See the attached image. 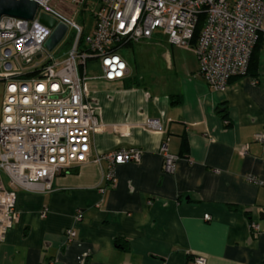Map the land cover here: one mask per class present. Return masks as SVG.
<instances>
[{"label":"crops","instance_id":"obj_1","mask_svg":"<svg viewBox=\"0 0 264 264\" xmlns=\"http://www.w3.org/2000/svg\"><path fill=\"white\" fill-rule=\"evenodd\" d=\"M162 37L165 67L149 86L124 57L125 80L86 82L102 124L88 161L57 175L51 192L17 191L19 220L0 243V264H195L197 256L207 264L264 262V143L255 139L264 134V44L256 73L232 79L221 93L199 75L193 51L163 34L150 41ZM4 95L0 83V124ZM149 119L167 133L145 128ZM166 139L180 157L174 173L164 171L159 153ZM132 147L142 151L140 162L117 166L109 186L108 162L94 159Z\"/></svg>","mask_w":264,"mask_h":264},{"label":"built area","instance_id":"obj_2","mask_svg":"<svg viewBox=\"0 0 264 264\" xmlns=\"http://www.w3.org/2000/svg\"><path fill=\"white\" fill-rule=\"evenodd\" d=\"M36 1L39 10L33 20L4 17L0 21V83L5 86L0 124V243L19 220L18 190L51 192L57 175L88 161L92 136L102 124L86 82L125 80L130 69L123 49L163 34L171 45L193 51L199 75L212 90L224 93L232 79L246 76L264 22V0ZM80 8V13L92 17L91 27L76 21ZM41 14L68 28L52 52L45 45L54 29L40 22ZM61 46L67 51L55 57ZM89 63L98 64L101 74H89ZM144 127L167 133L157 119L147 120ZM255 139L264 143V134ZM167 140L159 153L164 171L174 173L180 157L169 152ZM141 156L142 151L132 147L98 155L94 162H108L106 180L114 186L115 168L138 163ZM41 216L46 217V210ZM76 218L81 221L82 212ZM251 229L259 232L260 226L252 222ZM75 237L74 230L66 231L67 242ZM195 264H207V260L197 256Z\"/></svg>","mask_w":264,"mask_h":264},{"label":"rangeland","instance_id":"obj_3","mask_svg":"<svg viewBox=\"0 0 264 264\" xmlns=\"http://www.w3.org/2000/svg\"><path fill=\"white\" fill-rule=\"evenodd\" d=\"M67 3L72 0H63ZM83 8L79 9V14L75 18L79 24H83L86 27H91L94 24L92 17L88 14L80 13ZM162 42L157 43V41H146L134 44L128 48H125L121 51L122 56L127 60L130 65L132 76L136 78L139 82L150 85L153 79L156 76L161 75L163 71L164 59H162L161 55V47L167 48V44H165L166 39L162 37ZM67 50L62 46L55 50L54 56L59 57L62 56ZM184 57H185V52ZM88 73L100 74V68L96 63H89Z\"/></svg>","mask_w":264,"mask_h":264},{"label":"water","instance_id":"obj_4","mask_svg":"<svg viewBox=\"0 0 264 264\" xmlns=\"http://www.w3.org/2000/svg\"><path fill=\"white\" fill-rule=\"evenodd\" d=\"M38 10L39 3L36 0H0V21L4 17L33 20ZM40 22L54 29L53 34L45 45L47 50L52 52L62 41L68 28L64 24H57L54 18L46 14H41ZM260 219L264 221V212L260 213Z\"/></svg>","mask_w":264,"mask_h":264},{"label":"trees","instance_id":"obj_5","mask_svg":"<svg viewBox=\"0 0 264 264\" xmlns=\"http://www.w3.org/2000/svg\"><path fill=\"white\" fill-rule=\"evenodd\" d=\"M199 30H200V26H199V28L197 30V33L199 32ZM262 44H264V33L260 34L259 40H258V42H257V44H256V46H255V48L253 50L251 61H250V64H249V69H248V72H247L246 76L249 75V74L254 75L256 73V71L258 70L259 52H260V47H261ZM174 104H176V103H174ZM218 111H219L220 116L223 119L227 118L228 109L225 108V106H223V108H219ZM183 146H185V148L187 147V142L186 141L183 142ZM116 243H117V245H119L120 241L117 240ZM262 264H264V262Z\"/></svg>","mask_w":264,"mask_h":264}]
</instances>
